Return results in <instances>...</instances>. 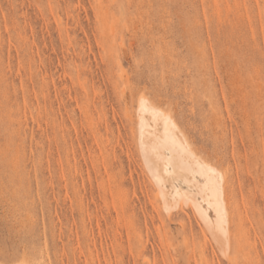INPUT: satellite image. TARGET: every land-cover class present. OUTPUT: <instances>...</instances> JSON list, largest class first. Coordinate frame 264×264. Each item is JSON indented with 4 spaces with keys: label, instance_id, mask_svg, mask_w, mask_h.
I'll use <instances>...</instances> for the list:
<instances>
[{
    "label": "rangeland",
    "instance_id": "1",
    "mask_svg": "<svg viewBox=\"0 0 264 264\" xmlns=\"http://www.w3.org/2000/svg\"><path fill=\"white\" fill-rule=\"evenodd\" d=\"M144 94L225 172L239 249L153 198ZM17 260L264 264V0H0V262Z\"/></svg>",
    "mask_w": 264,
    "mask_h": 264
},
{
    "label": "bare ground",
    "instance_id": "2",
    "mask_svg": "<svg viewBox=\"0 0 264 264\" xmlns=\"http://www.w3.org/2000/svg\"><path fill=\"white\" fill-rule=\"evenodd\" d=\"M153 102L140 96L131 116L153 198L167 217L185 208L192 211L218 248L239 249L242 239L232 231L225 172L196 150L168 110Z\"/></svg>",
    "mask_w": 264,
    "mask_h": 264
}]
</instances>
